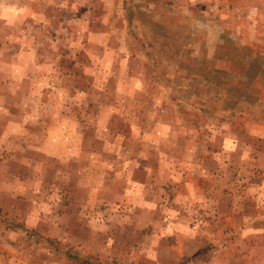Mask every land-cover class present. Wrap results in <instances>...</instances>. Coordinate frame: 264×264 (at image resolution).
<instances>
[{
	"label": "rangeland",
	"instance_id": "1",
	"mask_svg": "<svg viewBox=\"0 0 264 264\" xmlns=\"http://www.w3.org/2000/svg\"><path fill=\"white\" fill-rule=\"evenodd\" d=\"M0 264H264V0H0Z\"/></svg>",
	"mask_w": 264,
	"mask_h": 264
}]
</instances>
